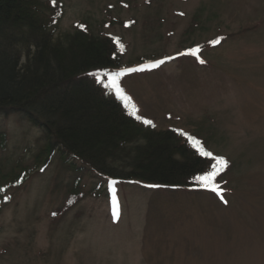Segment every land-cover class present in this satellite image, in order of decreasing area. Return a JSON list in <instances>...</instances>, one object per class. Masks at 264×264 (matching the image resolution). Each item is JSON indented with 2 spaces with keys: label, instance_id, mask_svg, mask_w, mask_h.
Masks as SVG:
<instances>
[{
  "label": "rangeland",
  "instance_id": "rangeland-1",
  "mask_svg": "<svg viewBox=\"0 0 264 264\" xmlns=\"http://www.w3.org/2000/svg\"><path fill=\"white\" fill-rule=\"evenodd\" d=\"M56 1V36L81 26L124 45L119 85L140 118L226 166L219 195L112 187L59 155L33 165L41 131L0 116V166L26 169L0 205V264H264V0Z\"/></svg>",
  "mask_w": 264,
  "mask_h": 264
},
{
  "label": "trees",
  "instance_id": "trees-1",
  "mask_svg": "<svg viewBox=\"0 0 264 264\" xmlns=\"http://www.w3.org/2000/svg\"><path fill=\"white\" fill-rule=\"evenodd\" d=\"M61 5L0 0V116L22 117L41 131L33 165L43 169L59 155L67 168L81 170L74 163L79 161L106 182L168 188L209 183L197 178L216 161L201 156L189 136L145 125L131 98L126 109L106 89V72L119 71L125 51L120 40L81 26L55 35ZM225 166L217 164L218 174ZM25 170L19 159L8 169L0 166V205L8 201L6 191L22 183ZM79 180L69 190V204L79 198Z\"/></svg>",
  "mask_w": 264,
  "mask_h": 264
},
{
  "label": "snow or ice",
  "instance_id": "snow-or-ice-1",
  "mask_svg": "<svg viewBox=\"0 0 264 264\" xmlns=\"http://www.w3.org/2000/svg\"><path fill=\"white\" fill-rule=\"evenodd\" d=\"M53 4H55V0H53ZM217 42L218 41H213L212 43L215 44ZM190 54H193V53H190ZM202 62L203 61H201V63ZM90 75H93L94 78L96 79V81L99 82V77H96L95 74H90ZM106 75H108V81H109V83L107 85H105L106 89L108 90L109 93L115 94L121 100V102L124 104V107L127 109L129 107L128 101L130 98L126 96V94L123 92V89L119 85V77L121 74L120 73H113V74H106ZM129 114L132 115V112H129ZM137 119H141V118L137 117ZM142 122L145 125L151 124V121H148V120H142ZM152 126L154 127V125H152ZM179 134L186 136V134L183 132H179ZM187 139L190 142H192L193 147L201 156L210 157L211 159L216 161V163H214L212 165V171L204 177H198L197 181L198 182L209 181V183H203V187L209 191L216 192L219 195L217 188L214 186V177H215V175H218L217 164L222 162L221 158L213 157L211 153L204 151L202 149V147H197L198 142L194 141V139L192 137H187Z\"/></svg>",
  "mask_w": 264,
  "mask_h": 264
}]
</instances>
